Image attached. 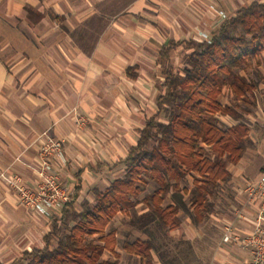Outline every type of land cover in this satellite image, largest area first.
Returning <instances> with one entry per match:
<instances>
[{
	"label": "crops",
	"instance_id": "obj_1",
	"mask_svg": "<svg viewBox=\"0 0 264 264\" xmlns=\"http://www.w3.org/2000/svg\"><path fill=\"white\" fill-rule=\"evenodd\" d=\"M254 1L264 3L0 0V264L42 247L51 216L60 212L38 213L21 201V186L38 189L43 162L68 194L77 189V200L121 177L124 166L113 165L127 155L156 110L163 80L160 48L168 41L209 38L226 16ZM183 45L170 52L171 59L187 51ZM258 68L264 86V65ZM47 137L60 141L59 155L41 152ZM261 158L263 164L264 154ZM243 166L240 159L229 167L231 178L221 189L232 187L233 192L221 196L224 206L215 205L207 215L210 224L203 220L195 230L181 222L169 232L174 241H189L192 264L249 261L250 253L239 243L222 241L226 224L242 236L258 216L257 201L248 202L241 187L255 182L261 170L252 176ZM136 207L137 213L146 209L143 203ZM237 209H243V218L236 216ZM116 251L120 259H130L118 245ZM109 255L106 251L103 258ZM152 255L153 264H161Z\"/></svg>",
	"mask_w": 264,
	"mask_h": 264
},
{
	"label": "trees",
	"instance_id": "obj_2",
	"mask_svg": "<svg viewBox=\"0 0 264 264\" xmlns=\"http://www.w3.org/2000/svg\"><path fill=\"white\" fill-rule=\"evenodd\" d=\"M28 14L39 16L32 9ZM180 44L187 51L175 70L170 52ZM251 63L264 65V3L259 1L226 16L208 39L168 41L158 53L163 80L156 110L127 155L113 165L122 164L123 175L103 189L93 188L91 197L77 200V189L69 193L51 216L43 246L23 251L9 264H119L116 230L108 226L139 203L146 209L129 217V224L147 237L124 240L121 249L140 264H153V251L161 264H192L189 241L173 240L177 248L171 255L170 245L156 244L155 235L177 229L181 211L199 225L230 180L229 167L252 145L245 117L256 106L257 81L241 73ZM224 90L231 103L223 102ZM221 116L232 123L224 125ZM186 177L191 178L188 189ZM150 184L154 190L141 197ZM106 251L113 259L103 258Z\"/></svg>",
	"mask_w": 264,
	"mask_h": 264
},
{
	"label": "built area",
	"instance_id": "obj_3",
	"mask_svg": "<svg viewBox=\"0 0 264 264\" xmlns=\"http://www.w3.org/2000/svg\"><path fill=\"white\" fill-rule=\"evenodd\" d=\"M225 17L223 13H220ZM203 39H208L205 35ZM79 120L84 119L80 116ZM41 152L46 155H59L61 153V143L52 137H47L41 145ZM49 166L44 161L42 168L38 171L40 183L36 191H30L26 187H20L21 201L29 208L42 214H51L53 211L61 210L62 205L68 199L67 188L56 181L55 176L49 173ZM241 192H245L247 200L257 201L258 216L253 222V229L239 236L231 224L224 226L222 241L237 242L250 253L247 264H264V167L262 168L257 180L253 183L244 182ZM238 218L244 217L243 209L235 210Z\"/></svg>",
	"mask_w": 264,
	"mask_h": 264
},
{
	"label": "rangeland",
	"instance_id": "obj_4",
	"mask_svg": "<svg viewBox=\"0 0 264 264\" xmlns=\"http://www.w3.org/2000/svg\"><path fill=\"white\" fill-rule=\"evenodd\" d=\"M184 51H180L175 53L172 56L171 59V64L173 66V68L175 70H179L182 66V55H183ZM242 74L246 75L248 78H251L255 81H257V87L255 89V100H256V106L253 109V113L246 116L245 117V122L247 123V125L249 126V137L251 139L252 145L250 147H248L246 149V151L244 152L242 158H241V165H244L243 168L244 170L248 169L252 176L254 174H257V172H259L260 170H262V168L264 167V163L262 164V158L261 155L264 154V86H262L263 83V77L261 72L259 71V68L254 66L253 63H251L250 65H248L244 70L241 71ZM258 73L261 75L258 76ZM223 102L225 103H231V99H230V95L229 93L224 90V94H223ZM221 122L224 125L227 124H231L232 120L229 119L226 116H221L220 117ZM243 172V171H242ZM183 186H185L187 189L190 188L191 186V178L190 177H186V179L183 181ZM155 186L153 184H150L141 194L142 196H145L147 194H149L150 192H152L154 190ZM233 192V188L232 187H227L224 189L220 190V194L218 193L217 197L215 198V205H220L221 196H224L226 194L229 195V193ZM229 192V193H228ZM168 200H166L167 202ZM222 205H220L221 207L224 206L223 203H221ZM142 206V205H141ZM140 207V206H139ZM138 207H135V211L130 210L128 216H124V215H117L116 218L114 220H112L108 226V229H115L116 233H118L117 238H118V248L119 250H121V252L123 253V250L121 249V243L124 240H128L131 241L132 239L139 237V238H146L147 235L143 232H141L140 230L136 229V228H132L131 225L129 224V220L131 216L135 215V212H138ZM139 214V213H137ZM190 216L188 213L181 211L179 213V217L181 222H184L186 224H190V226L192 227V229L197 230L199 227L202 226L203 222L200 223L199 225H195L190 221ZM206 221L207 224H210L212 222V219L210 218V216H207L204 219V222ZM191 222V223H190ZM193 224V225H192ZM193 230V231H195ZM156 244H159L160 246L163 247L162 243H165L166 246L171 247V255H173V250L174 253L176 252V248H177V244H175L173 242V238L170 236V234H168V236H162L161 234L158 235V233H156ZM175 245V246H174ZM180 248H182V246H180ZM154 252V251H153ZM155 254V252H154ZM156 255V254H155ZM109 258L113 259V257L111 255L108 256ZM129 258L131 259H127V258H121L119 257L118 259V263L119 264H138L135 256H129Z\"/></svg>",
	"mask_w": 264,
	"mask_h": 264
}]
</instances>
